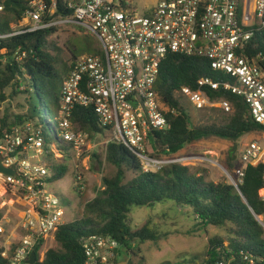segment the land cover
Masks as SVG:
<instances>
[{
  "label": "built area",
  "instance_id": "built-area-1",
  "mask_svg": "<svg viewBox=\"0 0 264 264\" xmlns=\"http://www.w3.org/2000/svg\"><path fill=\"white\" fill-rule=\"evenodd\" d=\"M29 6L21 23L26 32L78 24L97 37L100 53L79 57L62 82L53 143L47 144L42 130L32 122L12 127L0 139L1 164L15 172L13 176L0 173V187L25 205L18 240L5 243L9 235L0 224L2 257L9 264H30L40 243L55 239L58 229L68 223L62 200L50 187L58 182L54 181L57 166L65 160L58 144L72 146L80 157L90 145L89 133L73 122L77 107L93 109L105 131V141L94 149L105 150L109 143L123 145L138 157L144 173L183 165L184 159H157L150 153L154 151L152 135L170 129L167 114L174 113L156 90L169 55L207 58L212 69L224 75L218 80L202 78L197 89L179 91L193 109L220 105L233 112L229 102L214 101L207 93L224 89L242 98L252 119L264 126V67L260 64L264 57L249 55L252 40L264 33V0H156L144 12L134 7V0H70L71 17L48 21L44 0H32ZM48 14L54 15L55 8ZM57 149L61 151L54 163ZM240 164L238 180L230 178L237 188L249 166L264 165V134L246 145ZM82 183L79 174L76 185ZM260 195L264 201V188ZM83 247L86 264H114L121 245L111 237L93 236L83 240Z\"/></svg>",
  "mask_w": 264,
  "mask_h": 264
},
{
  "label": "trees",
  "instance_id": "trees-1",
  "mask_svg": "<svg viewBox=\"0 0 264 264\" xmlns=\"http://www.w3.org/2000/svg\"><path fill=\"white\" fill-rule=\"evenodd\" d=\"M44 1L48 8L45 21L73 15L68 7L70 0ZM29 3L26 0H0L4 11L0 15V94L4 96L9 88L15 96L26 94L29 107L25 115L2 120L0 139L12 127L32 122L41 127L45 142L51 144L53 138L47 132L50 128L47 118L51 114L58 116L62 82L70 75L79 57L100 53L99 41L93 35V39H82L84 44L80 47L71 44V60L63 61L52 54L61 52L50 43L55 27L26 32V28L21 26ZM53 7L55 14L50 16L48 10ZM260 53L264 57V33L252 40L249 49L253 58ZM260 64L264 67V61ZM206 77L215 80L224 77L212 69L207 58L174 54L163 62L156 90L174 113L167 114L170 129L152 135V157H172L185 147L209 137L237 142L246 135L264 132V126L250 116L245 101L224 89L207 90V93L214 101L229 102L232 114L220 124L194 126L191 114L178 93L184 87L197 89L198 82ZM21 88H25L24 93L20 92ZM73 122L88 132L92 140L105 134L91 108L77 107ZM104 154L106 163L115 171L102 178L101 190L85 204L82 218L58 229L55 241L59 249L48 250L41 259L38 252L45 242L40 243L36 264H86L83 240L93 236L111 237L120 243L119 256L114 263L118 264L122 248L132 250L135 245L140 252L142 245H158L168 235L152 220L140 226L134 225L132 212L168 207L170 215L182 214L197 221L198 227L211 226L225 231L226 235L210 238L204 254L183 253L178 256L177 263L167 261L162 264H264V226L256 218L264 217V201L260 195L264 188L263 164L249 166L237 190L227 178L219 182L209 181L206 171L194 172L191 167L181 164L144 173L138 157L123 145L109 143ZM94 158L99 160L97 154ZM224 167L237 181L236 172L242 166L236 159L235 150L226 155ZM69 170L65 163L58 165L54 181L63 180ZM2 216L0 212V220ZM2 252L0 248V264H9L2 257Z\"/></svg>",
  "mask_w": 264,
  "mask_h": 264
},
{
  "label": "rangeland",
  "instance_id": "rangeland-1",
  "mask_svg": "<svg viewBox=\"0 0 264 264\" xmlns=\"http://www.w3.org/2000/svg\"><path fill=\"white\" fill-rule=\"evenodd\" d=\"M26 1L30 2L32 0ZM155 3L156 0H134V7L140 12H144L146 9L153 7ZM3 13L4 11H0V15ZM55 28L56 32L50 38V43L57 49H60L61 52L54 51L52 54L59 56L65 62L71 60V44L80 47L84 44L82 39L88 37V39H93V34L78 24L58 25ZM24 89L21 88L20 92L24 93ZM183 103L191 114L194 126L210 125L212 123L220 124L232 114V112H227L220 105L197 111L193 109L187 99ZM28 110L27 95L20 94L15 96L12 88H9L4 96L0 94V127L4 118L13 117L14 115H25ZM48 119L50 120V128L53 129L55 122L59 119V113L58 116L51 114ZM36 127L42 130L41 127ZM49 129L47 132L53 134L54 131ZM56 133L60 134L59 131H56ZM263 134L264 132L246 135L237 142L221 137H209L185 147L178 154L173 155L172 158L184 159L183 166L191 167L194 172L206 171L209 181L219 182L227 178L229 183L238 190L239 186L237 188L234 185L232 182L234 178L224 167L226 155L230 151L235 150L236 159L240 162L241 153L245 150L246 145L252 140H259ZM105 139L103 135L99 136L96 140L91 139L90 145H88L82 157L73 151L72 146L65 143L58 144V147L62 148L65 159H63V162L70 170L63 180L55 183V186H51L50 188L62 200L61 205L66 211L68 223L82 218L85 204L93 200L97 192L101 190L102 178L111 175L115 171V168L105 161L104 148L98 146L94 149L95 144L104 142ZM152 146L150 149L153 148ZM60 151L61 149L55 151L54 163H57L56 156L59 155ZM94 154L99 156V160L94 158ZM186 158H188L187 163ZM79 174L83 178L81 186L76 185ZM24 207L25 205L13 193L5 194L4 189L0 187V212L3 215L0 224L9 235L5 242L7 244L18 240L20 234H23L19 226ZM168 210L169 207L155 210L144 208L132 212L134 225L140 226L152 220L157 223L158 228L167 231L168 235L158 245L154 243L142 245L140 252L135 248V245L132 250L122 248L118 264H162L167 261L177 263L180 254H204L208 248L210 238L219 234L226 235L225 231H220L211 226L198 227L197 221H192L182 214H178V216L170 215ZM163 214L166 216L163 217ZM259 222L264 226V217H259ZM50 249H59L54 238L48 239L42 248H40L38 252L40 258L43 259L45 253Z\"/></svg>",
  "mask_w": 264,
  "mask_h": 264
},
{
  "label": "water",
  "instance_id": "water-1",
  "mask_svg": "<svg viewBox=\"0 0 264 264\" xmlns=\"http://www.w3.org/2000/svg\"><path fill=\"white\" fill-rule=\"evenodd\" d=\"M0 173L6 174V175H10L13 176L15 174V172L11 169H6L5 167H3V165L1 164L0 161ZM256 218L259 221V217L256 216ZM37 263V252L36 250L31 254L30 257V264H36ZM125 264V263H124Z\"/></svg>",
  "mask_w": 264,
  "mask_h": 264
}]
</instances>
